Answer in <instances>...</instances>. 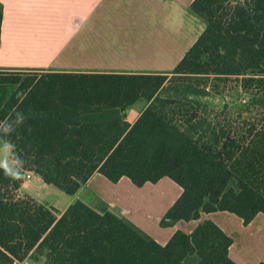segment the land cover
<instances>
[{"label": "trees", "instance_id": "obj_1", "mask_svg": "<svg viewBox=\"0 0 264 264\" xmlns=\"http://www.w3.org/2000/svg\"><path fill=\"white\" fill-rule=\"evenodd\" d=\"M190 9L205 29L169 72L0 70V87H13L0 101V123L25 116L15 132H0V143L26 160L23 177L33 172L68 195L95 172L137 187L168 177L182 191L161 227L202 212L227 211L244 224L264 213V0H193ZM2 20L0 4V36ZM170 74L197 78L202 89L169 93ZM220 83L235 84L246 100L199 101ZM137 101L145 107L131 123L126 110ZM22 183L0 170V264H238L228 252L233 238L211 220L162 245L80 199L59 213L21 196Z\"/></svg>", "mask_w": 264, "mask_h": 264}, {"label": "crops", "instance_id": "obj_2", "mask_svg": "<svg viewBox=\"0 0 264 264\" xmlns=\"http://www.w3.org/2000/svg\"><path fill=\"white\" fill-rule=\"evenodd\" d=\"M193 0H0L3 20L0 70L77 73H164L174 69L205 29L193 13ZM145 107L143 102L134 120ZM126 110V118H127ZM128 120V118H127ZM129 121V122H133ZM26 177V175H25ZM168 177L142 187L171 185ZM175 185L176 183L173 182ZM48 185L35 173L23 178L21 196L28 195L62 213L76 199L101 211L111 210L164 245L176 230L191 233L197 223L211 220L233 238L229 257L238 264L264 262V213L248 224L227 211L202 212L199 220L161 227L148 204L136 200L139 188L127 177L112 183L95 172L79 191L48 202ZM176 198L182 189L176 184ZM127 191L126 194L123 191ZM58 194V193H56ZM55 194V195H56ZM57 196V195H56ZM135 198V201H134ZM134 202V203H133ZM129 204H133V209ZM169 206V207H170ZM158 214V213H157ZM146 215V216H145ZM156 226L157 230L154 229ZM153 228V232L149 229Z\"/></svg>", "mask_w": 264, "mask_h": 264}, {"label": "rangeland", "instance_id": "obj_3", "mask_svg": "<svg viewBox=\"0 0 264 264\" xmlns=\"http://www.w3.org/2000/svg\"><path fill=\"white\" fill-rule=\"evenodd\" d=\"M200 82L201 81L197 80V78H194V77L176 76V75L170 74L168 76L166 90H168L169 93H172L173 88L184 89L186 85H190V87L192 86L193 89H202V85ZM234 85L235 84L231 83V84H228V86H224L222 83H220L217 89H214L213 91L209 90L208 95L199 97L198 99L202 103L207 104L209 107L220 106L223 103L224 99L226 101H229L230 103H234L236 101L244 102L247 98V95L242 94L240 91L238 92L236 89H231V87H234ZM12 90H13L12 86L0 87V101H4V99L7 98V96L11 93ZM221 91L222 92L225 91V92L222 93ZM219 93H222V94H219ZM192 99H195V98L192 97ZM142 104H143V101H137L128 108L127 118L129 121L134 120L136 116L135 114L140 110V108L142 107ZM23 178H26L25 175ZM175 185L173 184V182H171V185L161 183L160 185L153 184V186H147L144 188L142 187V188H139V190H137V192L135 193V196H136L135 198L136 200L140 199L141 204H143V202H146L149 205L148 208L152 212V215L159 216L161 212L168 210L170 204L176 198L177 188ZM47 187H48V190H45L43 195H45L46 200L48 202L52 203L54 201H62L59 194L66 198L70 196L64 193L63 191H61L60 189L54 187L53 185H48ZM123 192H125L126 194H129L125 190ZM135 198H134V201H135ZM129 205L133 209V204H129ZM160 208L162 209L161 212L159 211ZM139 215L144 216L143 213L142 214L139 213ZM139 215L131 216L132 222H134L133 217H138L140 219ZM131 218H128V220L130 221ZM154 229L157 230L156 226L154 227ZM149 231L153 232L154 230L153 228H151L149 229ZM26 260L30 262V264H40L39 262H35L30 258ZM187 264H196V262L195 260H193V258H190L187 261Z\"/></svg>", "mask_w": 264, "mask_h": 264}, {"label": "clouds", "instance_id": "obj_4", "mask_svg": "<svg viewBox=\"0 0 264 264\" xmlns=\"http://www.w3.org/2000/svg\"><path fill=\"white\" fill-rule=\"evenodd\" d=\"M25 116L22 112H16L14 120L6 118L3 123H0V132L8 135L16 131L21 124L24 123ZM26 160L16 154L15 145L10 142L0 143V170L11 179H23V172Z\"/></svg>", "mask_w": 264, "mask_h": 264}, {"label": "built area", "instance_id": "obj_5", "mask_svg": "<svg viewBox=\"0 0 264 264\" xmlns=\"http://www.w3.org/2000/svg\"><path fill=\"white\" fill-rule=\"evenodd\" d=\"M25 175H26V177H29V172H26ZM13 263L14 264H30V262H28L27 260H24L21 262L14 261Z\"/></svg>", "mask_w": 264, "mask_h": 264}]
</instances>
